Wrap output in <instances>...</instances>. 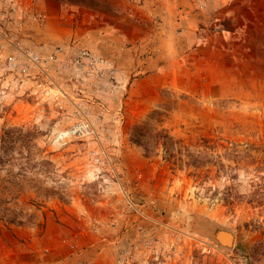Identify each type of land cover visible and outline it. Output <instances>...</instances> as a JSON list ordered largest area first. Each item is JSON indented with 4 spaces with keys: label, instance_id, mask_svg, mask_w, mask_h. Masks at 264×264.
<instances>
[{
    "label": "rangeland",
    "instance_id": "rangeland-1",
    "mask_svg": "<svg viewBox=\"0 0 264 264\" xmlns=\"http://www.w3.org/2000/svg\"><path fill=\"white\" fill-rule=\"evenodd\" d=\"M205 1L0 0V264H264V0ZM18 44L88 47L115 86L16 74ZM80 98L99 134L57 148Z\"/></svg>",
    "mask_w": 264,
    "mask_h": 264
},
{
    "label": "built area",
    "instance_id": "built-area-1",
    "mask_svg": "<svg viewBox=\"0 0 264 264\" xmlns=\"http://www.w3.org/2000/svg\"><path fill=\"white\" fill-rule=\"evenodd\" d=\"M202 4L205 5L206 1L203 0ZM7 68L19 75H35L52 84H57L61 78L81 92L87 89L84 86L92 87L96 93L104 91L105 87L113 88L118 78L116 65L110 59L79 44L59 45L45 51L18 44L7 57ZM76 103L73 122L57 131L52 139L57 148L74 140L95 138L99 134L92 109L85 104L88 101Z\"/></svg>",
    "mask_w": 264,
    "mask_h": 264
},
{
    "label": "water",
    "instance_id": "water-1",
    "mask_svg": "<svg viewBox=\"0 0 264 264\" xmlns=\"http://www.w3.org/2000/svg\"><path fill=\"white\" fill-rule=\"evenodd\" d=\"M200 231L212 241H214L221 249L229 250L232 248V243L235 242L236 232L230 225L224 224L215 219H207L200 224ZM226 232L231 235L229 241L221 238V233Z\"/></svg>",
    "mask_w": 264,
    "mask_h": 264
},
{
    "label": "trees",
    "instance_id": "trees-1",
    "mask_svg": "<svg viewBox=\"0 0 264 264\" xmlns=\"http://www.w3.org/2000/svg\"><path fill=\"white\" fill-rule=\"evenodd\" d=\"M150 118H151V116H150ZM144 124H147V121ZM139 135L142 138L145 137L144 133H139ZM136 142L139 143L140 145H142L145 148L146 153L149 152V147L147 146V143L145 141H142V139H138Z\"/></svg>",
    "mask_w": 264,
    "mask_h": 264
},
{
    "label": "bare ground",
    "instance_id": "bare-ground-1",
    "mask_svg": "<svg viewBox=\"0 0 264 264\" xmlns=\"http://www.w3.org/2000/svg\"><path fill=\"white\" fill-rule=\"evenodd\" d=\"M220 235H221V238L224 239L225 241H229L231 239L230 238L231 235L226 233V232H222ZM232 245H233V243H232Z\"/></svg>",
    "mask_w": 264,
    "mask_h": 264
},
{
    "label": "crops",
    "instance_id": "crops-1",
    "mask_svg": "<svg viewBox=\"0 0 264 264\" xmlns=\"http://www.w3.org/2000/svg\"><path fill=\"white\" fill-rule=\"evenodd\" d=\"M117 86V85H116Z\"/></svg>",
    "mask_w": 264,
    "mask_h": 264
}]
</instances>
